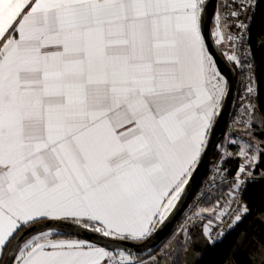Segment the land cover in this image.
I'll return each mask as SVG.
<instances>
[{
  "label": "snow or ice",
  "instance_id": "snow-or-ice-1",
  "mask_svg": "<svg viewBox=\"0 0 264 264\" xmlns=\"http://www.w3.org/2000/svg\"><path fill=\"white\" fill-rule=\"evenodd\" d=\"M261 3L0 0L5 264H191L197 237L222 243L250 216L258 233L239 231L227 264L240 253L241 264H264V207L253 214L244 199L264 183V81L251 34ZM221 58L243 77L223 143L215 132L235 85ZM213 148L212 210L187 215L161 255H133L171 219ZM64 224L103 239L53 230Z\"/></svg>",
  "mask_w": 264,
  "mask_h": 264
},
{
  "label": "trees",
  "instance_id": "trees-1",
  "mask_svg": "<svg viewBox=\"0 0 264 264\" xmlns=\"http://www.w3.org/2000/svg\"><path fill=\"white\" fill-rule=\"evenodd\" d=\"M251 34L253 37L252 47L255 53L256 63L259 65L257 68V76L260 77L262 81H264V43H259V41L264 38V3H261L256 9L255 16L251 23ZM261 102L264 103V92H262ZM244 198L246 201L251 202L250 206L253 209V214H256L260 208L264 207V183L258 182L250 186L247 195ZM241 230H250L253 234H257L259 225L256 224L253 221V217L250 216L247 218L244 224L240 225V228L237 229V231L230 233L225 238H223L222 243H217L214 246L197 237L196 243L192 247L200 256V264H227L228 260L232 258L234 241ZM61 234L65 236H72L66 233ZM174 234L175 228L161 245L147 253L136 255L147 256L152 253H159L173 238ZM3 258L1 259L0 264H2ZM246 259L247 258L242 253L237 254L235 256V264H241V262L245 261Z\"/></svg>",
  "mask_w": 264,
  "mask_h": 264
},
{
  "label": "water",
  "instance_id": "water-1",
  "mask_svg": "<svg viewBox=\"0 0 264 264\" xmlns=\"http://www.w3.org/2000/svg\"><path fill=\"white\" fill-rule=\"evenodd\" d=\"M209 3L213 4V5H217V4H219V0H209ZM210 11H212V9H210ZM222 51L223 50L220 48L217 54L219 55V52H222ZM219 63H220V67H221L222 71L226 75H229L231 77V82L234 83V85H235V92L233 93L232 98H231L232 102L230 104H228V106L225 108L224 114L220 118L219 127L215 132V140L219 143H222L225 140L226 135H227V131H228L229 118H230V114H231L232 107L234 104V100L236 97V91H237V85H238V75H237L234 67L232 66V64H230L229 62H227L223 58L220 59ZM216 153H217V149H215V148L211 149L207 153V162L197 173L194 181L192 182L190 187L187 189L186 194L184 195V198L179 205V208L172 215L171 219L151 239L143 242L142 244H140L138 246L131 247L130 251L132 253H134V254L147 253V252L151 251L152 249L161 245L166 240V238L171 234V232L175 228L177 220L179 219V217L181 216L183 211L187 208V206L192 201V199L195 197L199 187L201 186V184L205 180L207 173L209 171V168L211 166V163H212ZM53 230L59 231L61 233L70 234L72 236H76V237H79L82 239H93V240L103 239V238L99 237L98 235H96L92 232H85L83 229L74 228V227H71L70 225H67V224L61 225L58 228H55ZM104 243L111 245L113 243V241L104 240ZM192 251L194 254L191 255L190 257H188V259L191 261V264H200L199 254L197 253V251L193 247H192ZM10 256H11V253H9V257H4L2 264H5V260L9 259ZM13 263H14V261H12V264Z\"/></svg>",
  "mask_w": 264,
  "mask_h": 264
},
{
  "label": "built area",
  "instance_id": "built-area-1",
  "mask_svg": "<svg viewBox=\"0 0 264 264\" xmlns=\"http://www.w3.org/2000/svg\"><path fill=\"white\" fill-rule=\"evenodd\" d=\"M232 66L234 67V69H235V71H236V73L238 75V85H237L236 97H235V100H234V104H233V107H232V111H231L230 118H229V123H228V131L229 132L232 130L233 113L236 111V103H237V101L239 99V95L238 94H239V92L241 91V89L243 87V85L241 83L243 77L241 76L240 71L236 68L235 65L232 64ZM219 155H220V153H219V151H217V153H216V155H215V157H214V159H213V161L211 163V166L209 168V171L207 173V176H206L205 180L203 181V183L199 187L195 197L192 199V201L189 203L187 208L183 211V213L181 214V216L177 220L176 225H175L176 233H178L179 230L184 226L185 217L187 215H190L194 209L197 210V206H199V203L206 197L208 192L213 187L217 186L216 184L212 183L211 181H212V177L214 175V164L216 162L217 157H219ZM230 163L232 165H234L235 161H232ZM133 255H136V254H133ZM153 256H159V255H153ZM148 259H144V261L147 262ZM170 260H171V258H169L168 264H170Z\"/></svg>",
  "mask_w": 264,
  "mask_h": 264
},
{
  "label": "crops",
  "instance_id": "crops-1",
  "mask_svg": "<svg viewBox=\"0 0 264 264\" xmlns=\"http://www.w3.org/2000/svg\"><path fill=\"white\" fill-rule=\"evenodd\" d=\"M229 132L227 133V136H228ZM226 136V137H227ZM226 139V138H225ZM224 142V141H223ZM222 142V143H223ZM218 189H217V186L213 187L209 192L208 194L206 195V197L201 201V204H200V208H199V211L201 209L205 210V211H211L212 210V205L216 199V197L219 195V193L217 192ZM64 237H67V238H79V237H76V236H65L63 235ZM82 239V238H80ZM136 256V255H135ZM3 257H0V262H1V259ZM15 264V262H14Z\"/></svg>",
  "mask_w": 264,
  "mask_h": 264
},
{
  "label": "rangeland",
  "instance_id": "rangeland-1",
  "mask_svg": "<svg viewBox=\"0 0 264 264\" xmlns=\"http://www.w3.org/2000/svg\"><path fill=\"white\" fill-rule=\"evenodd\" d=\"M221 2V0H219V3ZM221 49L224 51V47L223 46H221ZM229 132V131H228ZM227 132V133H228ZM227 136V135H226ZM224 191H226V190H224ZM218 193H219V191H217ZM200 204H201V202L199 203V206H197V210L196 211H199V208H200ZM175 234H176V229H175ZM168 244V243H167ZM167 244L164 246V248L159 252V253H152V254H150V255H147V256H139V255H136L137 257H139L140 259H142V260H144V259H148L150 256H153V255H160L162 252H163V250L165 249V247L167 246ZM171 261V260H170Z\"/></svg>",
  "mask_w": 264,
  "mask_h": 264
}]
</instances>
